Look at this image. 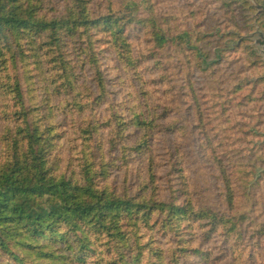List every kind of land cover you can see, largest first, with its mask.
<instances>
[{
	"label": "trees",
	"instance_id": "trees-1",
	"mask_svg": "<svg viewBox=\"0 0 264 264\" xmlns=\"http://www.w3.org/2000/svg\"><path fill=\"white\" fill-rule=\"evenodd\" d=\"M237 27L225 0H0V264H264Z\"/></svg>",
	"mask_w": 264,
	"mask_h": 264
},
{
	"label": "rangeland",
	"instance_id": "rangeland-1",
	"mask_svg": "<svg viewBox=\"0 0 264 264\" xmlns=\"http://www.w3.org/2000/svg\"><path fill=\"white\" fill-rule=\"evenodd\" d=\"M225 2H226L227 5H229L230 11L234 15L235 20H236V23L238 24V27L236 28L237 29V32L236 33L231 32V31H229L227 33H234V34L243 35L244 33H246V23L244 22V17L242 16V13L244 11L242 10V8H241V6L239 5L238 2H234L233 0H225ZM216 33L219 34V32H217V31H216ZM221 37H222V35H219V38H221ZM261 37H264V36H259V35H255V34L245 36L244 37V40L250 42V48L248 46H246V42L239 41L232 50H230V51H224L223 53H228V52L231 53V52H233L234 49L239 48L241 46V43H244V45L246 47H248L252 52H253L252 49L255 48L254 49V51H255L254 56L260 62V64L264 67V63L262 62V59L264 58V56L261 53L262 49H261V47L259 45H257V41H258V43H260L261 41L264 42V39L261 38ZM235 40H236V38H235ZM225 41L226 40H224L223 47L225 45ZM254 42H256V45H254ZM103 69H104L105 73L111 75V72L109 71V69H108L107 66H104ZM248 78H251V79H249L250 82H255V79H253L252 77L248 76ZM260 78L261 79H264V73L262 75H260ZM262 143H264V133L261 134V139L257 142L258 145H260ZM262 174H264V168H258L256 170L255 174L253 175L254 177H253L252 181L247 185V191H246V194L247 195L250 194L251 188L256 185L257 180L260 178V176ZM254 178H255V182H254V184H252ZM2 261L3 260H0V263H2ZM6 264H16V263L7 261Z\"/></svg>",
	"mask_w": 264,
	"mask_h": 264
},
{
	"label": "flooded vegetation",
	"instance_id": "flooded-vegetation-1",
	"mask_svg": "<svg viewBox=\"0 0 264 264\" xmlns=\"http://www.w3.org/2000/svg\"><path fill=\"white\" fill-rule=\"evenodd\" d=\"M233 1L238 2L242 10L244 11L242 13V16L244 17V22L246 23V33H244L243 35L230 33L234 35L236 40L233 41L231 39H227L225 41L224 47L222 48L223 51L232 50L239 41L246 42V46L250 48V42L244 40L245 36L252 34L264 36V0ZM261 38L264 39V37ZM230 43L234 45L231 46ZM254 49L255 48H253L252 50L255 54Z\"/></svg>",
	"mask_w": 264,
	"mask_h": 264
},
{
	"label": "water",
	"instance_id": "water-1",
	"mask_svg": "<svg viewBox=\"0 0 264 264\" xmlns=\"http://www.w3.org/2000/svg\"><path fill=\"white\" fill-rule=\"evenodd\" d=\"M230 45L232 46V45H234V44H231V43H230ZM254 45H256V42H254ZM257 45H259V46L261 47V49H262L261 53H262V55L264 56V42L261 41L260 43H258V41H257ZM235 46H236V45H235ZM262 62L264 63V58L262 59ZM254 182H255V178H254L252 184H254Z\"/></svg>",
	"mask_w": 264,
	"mask_h": 264
}]
</instances>
